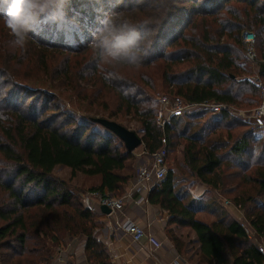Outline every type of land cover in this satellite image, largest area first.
I'll use <instances>...</instances> for the list:
<instances>
[{
  "label": "trees",
  "instance_id": "16d2710c",
  "mask_svg": "<svg viewBox=\"0 0 264 264\" xmlns=\"http://www.w3.org/2000/svg\"><path fill=\"white\" fill-rule=\"evenodd\" d=\"M5 11L0 0V264H58V252L74 237L85 239L91 264H108L97 239V214L55 168L69 167L71 179L98 178L91 191L118 195L131 178L126 170L135 157L94 116L77 115L53 93L26 86V75L45 83L69 81L72 95L89 111H108V119L119 124L125 117L137 120L146 152L161 148L163 139L169 155L183 145L180 167L231 196L264 237V139L227 113L198 109L173 116L163 128L156 122L154 99L162 88L189 102L257 105L258 88L242 77L243 34H255L264 77V0H64L33 24L23 47L11 50L5 45L11 39ZM109 14L134 26L135 63L95 59L90 42ZM49 49L81 60L71 70L68 58L54 65ZM9 60L11 67L19 66L15 72ZM239 127L244 130L234 131ZM184 199L173 169L149 195L168 211L169 222L196 232L205 264H263L264 253L238 222L228 215L202 222Z\"/></svg>",
  "mask_w": 264,
  "mask_h": 264
},
{
  "label": "crops",
  "instance_id": "0c3cea01",
  "mask_svg": "<svg viewBox=\"0 0 264 264\" xmlns=\"http://www.w3.org/2000/svg\"><path fill=\"white\" fill-rule=\"evenodd\" d=\"M254 132L255 135L264 134L260 129ZM130 179L124 187L125 193L130 191ZM217 191L218 189L202 182L201 186L181 193L185 197L184 202L191 204L197 211L198 220L210 223L223 215H228L239 223L238 212L232 207L223 206L221 197L216 195ZM149 195L150 192H144L143 196L147 202L141 204L136 202L137 195L125 202V216L139 223L146 233L138 243L133 242L128 234L115 232L114 223L117 219L115 214L108 215L103 212L99 202L85 201L97 214L100 226L96 230L97 239L106 249L108 264H205L200 258L201 244L196 232L189 226L169 222L168 211L160 205L151 203ZM247 237L255 248L264 253V237L257 232ZM85 245L86 241L83 238H69L62 246L63 264H91L85 253Z\"/></svg>",
  "mask_w": 264,
  "mask_h": 264
},
{
  "label": "built area",
  "instance_id": "2783aa9c",
  "mask_svg": "<svg viewBox=\"0 0 264 264\" xmlns=\"http://www.w3.org/2000/svg\"><path fill=\"white\" fill-rule=\"evenodd\" d=\"M243 38L247 44V59L251 62H254L256 60V52L253 45L255 34L252 32H244ZM255 85L257 88L260 87L263 90L261 94V102L256 108L252 109L248 113L236 109L233 105L215 100L189 102L179 96H166L160 100L164 111L161 110L158 112L156 122L158 125L164 128L173 116L198 109L213 114L227 113L232 117L240 118L251 124L254 130L260 129L264 131V84L256 80ZM138 155L143 156L144 160L137 172L130 179L131 188L129 192L123 196H118L109 192H105L104 194L99 192L95 193L99 204L106 205L112 210L110 214H115L117 216V219L114 223L115 232H122L124 234L130 235L133 242L135 243L140 242L145 237L146 233L139 223L125 216V202L127 199L134 198L135 195H137V204H141L144 201L147 202V199L143 196L144 192H151L155 187L159 186V184L166 177L169 171L167 164L169 149L167 148L166 140L163 139V146L153 153L146 152L141 147V151ZM217 195L221 197V195ZM220 201L223 206L230 208L232 207L238 212L237 220L239 221L242 228L246 231L248 236L255 233L251 223H249L247 219H245L241 214V205L236 204L232 200L222 199V197ZM261 248L263 247L261 246ZM61 251L62 249L58 252L56 257L58 264L64 263V255Z\"/></svg>",
  "mask_w": 264,
  "mask_h": 264
},
{
  "label": "rangeland",
  "instance_id": "374dc122",
  "mask_svg": "<svg viewBox=\"0 0 264 264\" xmlns=\"http://www.w3.org/2000/svg\"><path fill=\"white\" fill-rule=\"evenodd\" d=\"M245 32H251V31L248 30ZM7 33L9 34V36H11L9 33V30H7ZM12 40H13V37L11 36V39H9L8 41L5 42V45L9 48L8 50L15 49V47H16L12 44ZM243 40H244V38H243ZM254 41H255V39H254ZM254 41H253V45H254ZM48 51H49V53L55 54V58L52 59L54 62V65L64 64V62H65L64 59L68 58L70 70L73 68L72 66L74 63H77L81 60V58L79 56H77V57H68L67 55L64 56V55L60 54L59 51L53 50V49H49ZM255 52H256V49H255ZM6 53H7V51L4 52V54H6ZM258 61H260V58L257 56V52H256V60L254 62H251L250 60L247 59V63L245 65L247 72L242 76L243 78L249 80L254 85H255L256 80L258 82H261L264 84V77L262 76ZM0 63H1V61H0ZM6 64L14 72L19 67V66H12L11 67L10 66V65H12L11 60L7 61ZM62 70H64V68ZM23 73L28 74V72H24V71H23ZM26 76H27V79L25 81L26 86H33L36 88H41V89H43V90H45L51 94L53 93L59 100H61L63 102V104L66 106L67 109L74 110L77 113V115H92V116H94V120L96 118H107L108 119V115H109L108 111H104V110H102V111H96V110L89 111L88 107L84 103H82L81 101L78 100V98H76L74 95H72L71 90H70L71 84L69 83V81H67L65 84H62L58 81L46 80V83H45L43 81L44 80L43 78L38 80L36 76L35 77L31 76L29 79V75H26ZM239 80H242V79H239ZM74 82H76V81H74ZM79 85H81V87H83V88H86V86H88L86 81H81L79 83ZM66 89L70 90V92H67ZM262 91L263 90L259 87L258 88L259 103L261 102ZM166 96L167 97H173V95L168 94L162 88L160 90L158 89V92L154 95V99L157 102L156 106H157L158 112L161 110L164 111L163 106L160 103V100H162V98L166 97ZM257 105H255L253 107H244V106L238 107L235 105H233V106L238 110L245 111L246 113H248L252 109L256 108ZM208 116H210V115H207L206 117L201 119V122L204 123L206 120H208L209 119ZM236 119L242 120L240 118H236ZM242 121H244V120H242ZM122 123L123 124H121V125H124L125 127L129 128L131 130H134L135 132L138 133V135L140 137L142 136V134H143L142 126L140 125L139 122H137V120L130 119L129 117H125L123 119ZM245 123L252 127L251 124H249L247 122H245ZM237 130L242 132L244 130V128L243 127L235 128L234 131H237ZM255 136L264 139L263 133H257ZM141 146L138 147L133 152L135 157L129 163L130 164L129 168L126 170L127 172L131 173V177L134 176V174L137 172L138 168L142 165L143 160H144L143 156L138 155L141 151ZM182 162H183V145H180L175 151L170 153V155L168 156V159H167V164H168L169 169H173L176 172L177 190H180L183 193H187V192H189V190L194 189L195 186H198V187L201 186L202 182L198 178L193 177L186 169L181 168L180 165L182 164ZM55 174L60 176L61 178H64L66 180L71 181V183L73 185H75L77 188H79V190L81 191L83 201L89 200V201L98 202V198L95 196V193H97V192L90 190L92 187L98 185V178L85 177L82 174H78L75 178L71 179V169L65 165H58L55 168ZM217 192L221 193V191H219V189ZM217 192H216V195L218 194ZM124 194H126V193L123 192L122 194H118V196H123ZM221 197H222V199L232 200V197L227 195V194H222ZM198 201L202 202L201 200H198ZM85 203H87V202H85ZM241 214L250 223L248 216L246 215V211H245V209H243V207H241Z\"/></svg>",
  "mask_w": 264,
  "mask_h": 264
},
{
  "label": "clouds",
  "instance_id": "9594fccd",
  "mask_svg": "<svg viewBox=\"0 0 264 264\" xmlns=\"http://www.w3.org/2000/svg\"><path fill=\"white\" fill-rule=\"evenodd\" d=\"M6 11L4 24L13 37L12 44L23 47L33 24L55 7L62 6L64 0H3ZM134 26L127 21L106 16L100 27L93 33L90 46L95 50L98 64L135 63L138 54V40H133Z\"/></svg>",
  "mask_w": 264,
  "mask_h": 264
},
{
  "label": "water",
  "instance_id": "95a60500",
  "mask_svg": "<svg viewBox=\"0 0 264 264\" xmlns=\"http://www.w3.org/2000/svg\"><path fill=\"white\" fill-rule=\"evenodd\" d=\"M95 121L113 131L124 142L128 152L133 153L142 145V138L134 130L107 118H96ZM101 208L106 214L112 212L106 205H101Z\"/></svg>",
  "mask_w": 264,
  "mask_h": 264
}]
</instances>
